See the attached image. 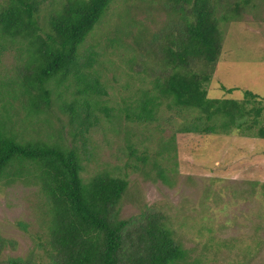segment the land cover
<instances>
[{"label": "trees", "instance_id": "16d2710c", "mask_svg": "<svg viewBox=\"0 0 264 264\" xmlns=\"http://www.w3.org/2000/svg\"><path fill=\"white\" fill-rule=\"evenodd\" d=\"M114 1H0V55L16 47L21 60L13 79L0 80V180H31L45 196L49 264H181L188 253L168 214L146 206L128 218L120 215L129 188L126 178L102 171L85 182L79 149L65 144L63 126L54 130L56 136L45 131L47 140L27 136L52 129L53 118L66 114L70 134L85 140L102 121L98 110L115 117L101 102L108 92L94 69L97 51H81ZM250 1L166 0L162 7L170 26L160 34H135L130 46L128 65L151 88L139 89L133 102L124 101L127 119L154 122L165 104L179 115H192L180 132L212 135L237 129L264 138V127L253 132L264 111V95L244 90L243 100L210 98L206 88L223 48L222 23L238 21L240 2ZM21 109L24 116L17 114ZM128 147L134 155V146ZM138 159L150 163L146 154ZM151 164H157L158 178L170 185L167 170L156 160ZM5 243L0 237V264H37L33 255L3 259Z\"/></svg>", "mask_w": 264, "mask_h": 264}, {"label": "rangeland", "instance_id": "374dc122", "mask_svg": "<svg viewBox=\"0 0 264 264\" xmlns=\"http://www.w3.org/2000/svg\"><path fill=\"white\" fill-rule=\"evenodd\" d=\"M165 4L166 0H115L81 50L93 48L98 53L94 69L108 92L101 102L114 118L98 110L102 121L90 129L85 140L70 134L66 114L53 118V130L45 128L42 134L27 136L47 140V131L63 126L65 144L79 149L85 182L102 171L126 178L129 188L120 215L128 218L146 206L168 214L188 253L181 264H264V138L237 129L212 135L180 132L192 115H179L165 104L149 123L128 120L123 112L124 101L133 102L139 89L151 88L144 76L129 67L130 46L135 34H160L170 26L171 18L162 7ZM240 5L239 20L221 26L222 52L206 84L210 98L243 100L244 90L264 95V0ZM41 13L44 16L47 10ZM116 36L120 42L110 44L108 39ZM20 64L16 47L5 51L0 55V80L13 79ZM232 87L237 89L229 94L226 89ZM260 101L264 105V99ZM17 114L24 116L25 112L21 109ZM261 126L264 111L253 132ZM130 144L136 149L134 155ZM143 154L149 164L138 159ZM154 160L167 170L170 185L158 178L157 164H151ZM48 220L46 198L37 184L24 179L0 180V237L6 240L3 259L33 255L37 264H49L45 252Z\"/></svg>", "mask_w": 264, "mask_h": 264}]
</instances>
